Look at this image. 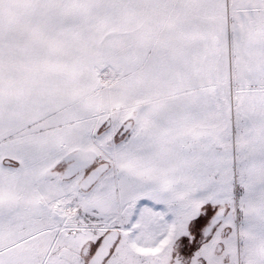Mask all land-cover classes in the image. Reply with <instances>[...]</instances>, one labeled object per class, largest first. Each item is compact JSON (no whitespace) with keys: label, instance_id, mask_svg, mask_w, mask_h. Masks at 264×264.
<instances>
[{"label":"snow or ice","instance_id":"1","mask_svg":"<svg viewBox=\"0 0 264 264\" xmlns=\"http://www.w3.org/2000/svg\"><path fill=\"white\" fill-rule=\"evenodd\" d=\"M0 264H264V0H0Z\"/></svg>","mask_w":264,"mask_h":264}]
</instances>
